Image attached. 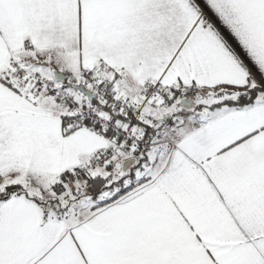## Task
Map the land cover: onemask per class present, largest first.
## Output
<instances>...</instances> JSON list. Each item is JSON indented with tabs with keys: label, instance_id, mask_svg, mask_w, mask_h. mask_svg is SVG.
<instances>
[{
	"label": "snow or ice",
	"instance_id": "snow-or-ice-1",
	"mask_svg": "<svg viewBox=\"0 0 264 264\" xmlns=\"http://www.w3.org/2000/svg\"><path fill=\"white\" fill-rule=\"evenodd\" d=\"M0 264H264V0H0Z\"/></svg>",
	"mask_w": 264,
	"mask_h": 264
}]
</instances>
